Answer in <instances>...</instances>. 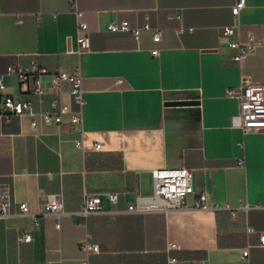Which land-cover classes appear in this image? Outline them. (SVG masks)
<instances>
[{
  "label": "crops",
  "instance_id": "1",
  "mask_svg": "<svg viewBox=\"0 0 264 264\" xmlns=\"http://www.w3.org/2000/svg\"><path fill=\"white\" fill-rule=\"evenodd\" d=\"M231 3L0 0V70L33 61L49 70L80 64L85 97L81 122L67 113L51 123L30 112L0 118V181L12 184V210L26 200L40 217L29 241L19 238L23 229H31L29 216L0 217V264H79L78 239L86 233L99 244L90 264H166L170 241L179 255L202 256L203 264H264L259 244L264 130L244 133L237 98L225 92L242 74L264 81V42L240 62L228 43L250 31L264 40V0H246L237 31L222 35L221 26L232 20ZM177 9L180 21L169 16ZM122 18L131 24L147 19L160 26L161 37L153 39L149 29L136 38L127 30L106 28L108 21ZM80 19L88 23L90 45L78 53ZM3 81L0 106L4 94L25 87L13 74H4ZM69 88L62 81L59 97L76 108ZM51 98V93L41 102L34 97L35 108L48 107ZM32 116L39 119L35 126ZM80 137L83 147L75 142ZM97 140L99 147L93 145ZM181 164L194 171L189 205L73 212L85 190L99 194L105 208H123L138 193L151 191L153 167ZM112 190L117 191L114 203L107 196ZM201 190L215 205H191ZM53 191L62 193L68 211L59 217L42 213L44 193ZM226 205L239 206L237 215Z\"/></svg>",
  "mask_w": 264,
  "mask_h": 264
},
{
  "label": "built area",
  "instance_id": "2",
  "mask_svg": "<svg viewBox=\"0 0 264 264\" xmlns=\"http://www.w3.org/2000/svg\"><path fill=\"white\" fill-rule=\"evenodd\" d=\"M74 0H70L73 2ZM246 0H232L231 12L232 20L221 26V34H233L239 28L241 23L240 12L245 5ZM81 10L76 13L81 14ZM170 17L181 20V12L177 9L170 12ZM109 30H127L136 38L140 36L143 29H149L152 32L153 39L161 37V28L159 25H152L147 19L140 24H131L127 18L119 20H110L106 24ZM191 28V27H189ZM178 31L184 29V25L179 23ZM89 27L86 20H78L76 30L75 51L80 53L87 49L90 45ZM264 42L262 38L256 37L251 31L248 32L246 38H236L229 40V44L236 47V52L232 57L238 62L242 57L253 49L256 45ZM152 53H157L158 48L152 47ZM4 74L15 75L20 84L25 87L20 89L17 94H4L1 99L0 118L9 120L13 114L21 115L25 112L32 114L38 113L41 119L51 123L53 121H62L64 115L69 114V119L74 122L82 121V105L85 101L84 88L82 86L83 74L80 64L75 65L72 69H56L49 70L33 61L29 66L20 64H9L5 70H0V92L4 86ZM62 81L70 83L69 91L74 101L77 103L76 108H72L69 103L61 101L59 97L60 84ZM117 81H122V77H118ZM227 95L235 96L238 101V113L241 117L240 126L244 133L251 131L264 130V81H253L247 75L242 74L240 82L236 85L226 87ZM51 93L52 98L48 107L35 108V99L39 102L43 100L45 94ZM35 97V99H34ZM38 118L32 116L30 124L35 126L38 124ZM77 145L83 147V139L76 138ZM100 141H94L93 145L99 147ZM238 164L244 166L243 157L238 159ZM152 189L148 193L140 192L136 197L128 201L123 208H105L102 199L96 192L85 190L79 207L73 212L86 215L91 211H112V212H142L152 208H169L189 205L186 198L187 195L194 191L193 184V168L188 165H162L151 169ZM111 203L117 200V191L112 190L107 193ZM200 208H207L215 205L209 198L206 190H201L196 194L194 202L191 204ZM232 216L237 215L239 206L226 205ZM68 212L64 207L63 195L61 192L53 191L44 193L42 201V213L53 214L56 217ZM15 214L29 216L31 218V229H23L19 238L24 241L32 239V230L40 225L39 213L30 210L26 200L18 203V210H12V184L9 180L0 181V217L6 218ZM250 231H255V227L248 226ZM259 244L264 246V230L259 231ZM80 249V263L90 264L91 254L99 250V244L92 240L89 233L78 239ZM170 250L166 257V264H203V257L196 254L183 257L175 252L176 244L169 242ZM248 248L242 249V254L246 255Z\"/></svg>",
  "mask_w": 264,
  "mask_h": 264
},
{
  "label": "water",
  "instance_id": "3",
  "mask_svg": "<svg viewBox=\"0 0 264 264\" xmlns=\"http://www.w3.org/2000/svg\"><path fill=\"white\" fill-rule=\"evenodd\" d=\"M172 102H191V101H181V100H176V101H172Z\"/></svg>",
  "mask_w": 264,
  "mask_h": 264
}]
</instances>
